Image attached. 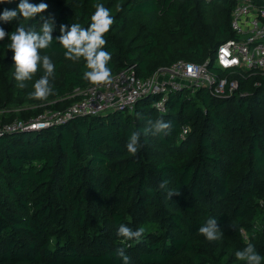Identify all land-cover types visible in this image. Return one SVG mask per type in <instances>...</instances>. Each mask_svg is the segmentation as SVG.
I'll return each mask as SVG.
<instances>
[{
  "label": "trees",
  "instance_id": "16d2710c",
  "mask_svg": "<svg viewBox=\"0 0 264 264\" xmlns=\"http://www.w3.org/2000/svg\"><path fill=\"white\" fill-rule=\"evenodd\" d=\"M45 2V15L56 20L54 37L61 24L86 26L98 2L112 9L104 46L112 75L130 65L147 78L180 59L203 63L238 38L231 26L237 0H123L117 9V0ZM17 3L0 4V11ZM126 12L146 18L147 42L139 26L127 31ZM39 16L20 23L38 27ZM0 27L15 31L16 23ZM46 51L57 65L55 92L39 101L29 96L31 81L16 87L13 53L0 41V108L94 85L82 78V59L66 60L55 44ZM238 78L239 88L224 96L204 87L151 92L131 109L0 135V264H121L118 247L132 264H242L235 251L249 242L264 253V75ZM161 118L170 128L142 134V147L128 152L130 133ZM213 216L224 235L209 242L197 230ZM120 223L145 227L144 240L122 243Z\"/></svg>",
  "mask_w": 264,
  "mask_h": 264
},
{
  "label": "clouds",
  "instance_id": "9594fccd",
  "mask_svg": "<svg viewBox=\"0 0 264 264\" xmlns=\"http://www.w3.org/2000/svg\"><path fill=\"white\" fill-rule=\"evenodd\" d=\"M10 3L12 0H0V4ZM49 7L45 0L32 2V0H18L15 8L5 7L0 11V21L16 23L15 31H6L0 27V41H4L6 50H11L12 66L14 67L13 78L18 89H25L27 82H32L33 90L29 93L30 98L43 101L54 94L55 89L51 83L56 75V62L52 55L46 51L55 44L63 50L66 60L78 62L83 60L82 78L91 84L108 82L112 79V69L109 66L111 52L104 46L108 43L105 34L109 32L115 23V17L111 14L112 9L104 3H96L94 11L89 12L85 25L80 22L61 24L59 35L53 36L56 29V20L53 15H45ZM39 13L38 27L20 23L21 19L33 21ZM7 36V40L4 38ZM42 74L34 79L37 72ZM150 126L142 131H132L128 137L127 150L136 154L142 147L141 135H160L170 128V122L163 118L149 122ZM161 189L164 183L160 185ZM172 193H170L171 195ZM209 242L220 240L224 233L218 224L216 217H210L197 230ZM145 227H133L127 223H120L116 228V235L121 242L135 241L140 243L144 240ZM130 246V245H129ZM116 255L121 264H132L125 247H118ZM236 261L242 264H264V253L249 242L241 249L235 251Z\"/></svg>",
  "mask_w": 264,
  "mask_h": 264
},
{
  "label": "built area",
  "instance_id": "2783aa9c",
  "mask_svg": "<svg viewBox=\"0 0 264 264\" xmlns=\"http://www.w3.org/2000/svg\"><path fill=\"white\" fill-rule=\"evenodd\" d=\"M231 26L238 38L220 44L213 58L203 63L180 59L147 78L139 76L135 66L130 65L112 75L108 82L77 89L81 97L67 108L45 110L36 117L0 123V135L20 129L47 128L76 115L131 109L143 95L151 92L186 88L196 91L204 87L217 96L232 93L239 88L238 77L247 78L253 73L264 75V5L253 0H237ZM220 71L228 73L223 75Z\"/></svg>",
  "mask_w": 264,
  "mask_h": 264
},
{
  "label": "rangeland",
  "instance_id": "374dc122",
  "mask_svg": "<svg viewBox=\"0 0 264 264\" xmlns=\"http://www.w3.org/2000/svg\"><path fill=\"white\" fill-rule=\"evenodd\" d=\"M123 0H117V5H116V9L118 6H120L119 3ZM133 1H137V0H133ZM127 15V19L129 20L128 25H127V31L129 30L130 33H132V31H130V29L134 26L137 27L139 26L140 28L143 29V35L141 37V39L145 40L144 42L148 41V34L150 33V26L147 25V20L144 16L142 15H132V14H128L126 12ZM137 30H135L132 35L136 32ZM79 91H72L68 96L66 97H62V98H55L52 100H48L46 102H38V103H34V104H21V106H17V105H13L10 106L8 108L2 107L0 108V123H2V121H4L6 119V121L11 117V118H15L17 116L20 115L21 112L25 111V114H29L33 113V111L35 109L38 108H44L45 110H54V109H64L67 108L68 106H70L71 104L74 103V98L79 96ZM64 104L65 106H63L62 108H55V105L58 104ZM5 110H8L7 112ZM15 120V119H13ZM11 120V121H13ZM10 121V120H9Z\"/></svg>",
  "mask_w": 264,
  "mask_h": 264
}]
</instances>
